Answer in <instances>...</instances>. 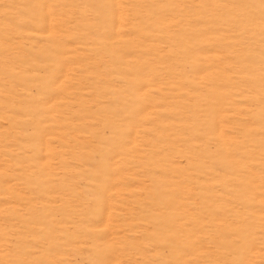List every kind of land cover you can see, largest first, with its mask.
<instances>
[{
	"label": "rangeland",
	"instance_id": "obj_1",
	"mask_svg": "<svg viewBox=\"0 0 264 264\" xmlns=\"http://www.w3.org/2000/svg\"><path fill=\"white\" fill-rule=\"evenodd\" d=\"M0 264H264V0H0Z\"/></svg>",
	"mask_w": 264,
	"mask_h": 264
}]
</instances>
